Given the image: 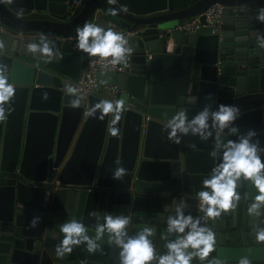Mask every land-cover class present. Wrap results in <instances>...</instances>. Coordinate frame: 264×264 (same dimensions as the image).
Wrapping results in <instances>:
<instances>
[{
    "label": "water",
    "instance_id": "95a60500",
    "mask_svg": "<svg viewBox=\"0 0 264 264\" xmlns=\"http://www.w3.org/2000/svg\"><path fill=\"white\" fill-rule=\"evenodd\" d=\"M214 4L225 8L219 32L175 31ZM259 11L264 0H196L182 9L169 0H0V64L15 88L0 121V264H119L118 249L107 239L95 254L80 246L57 258L58 225L76 218L91 235L105 214H128L134 232L167 215L171 201L186 202L195 215L202 181L214 166L213 142L184 136L176 143L168 121L182 109L191 119L211 104L205 99L211 94L218 104L238 105L235 123L241 132L256 130L264 144ZM86 22L131 33L126 38L134 52L129 72L97 74L99 85L112 91L86 99L77 94L82 99L74 107L67 88L80 80L87 56L64 39ZM42 33L59 53L51 59L27 51ZM189 97L197 103L188 104ZM101 100L123 104L102 119L90 116ZM121 168L123 176L114 178ZM241 192L219 228L217 218L208 222L217 239L209 259L264 264V241L255 236L264 209L259 219L248 216L257 193L244 185ZM34 216L40 217L35 228Z\"/></svg>",
    "mask_w": 264,
    "mask_h": 264
},
{
    "label": "clouds",
    "instance_id": "9594fccd",
    "mask_svg": "<svg viewBox=\"0 0 264 264\" xmlns=\"http://www.w3.org/2000/svg\"><path fill=\"white\" fill-rule=\"evenodd\" d=\"M111 2L115 3V0ZM115 12L114 9L113 14ZM256 19L264 23V11H259ZM76 33L77 47L107 65L125 64L134 52L124 34L101 27L98 23L86 22L76 28ZM257 40L258 45L264 47V35L258 36ZM2 47L3 42L0 41ZM27 51L49 59L59 54L43 33L38 43L27 45ZM68 92L72 94V105L79 107L82 97L77 95L78 89L70 86ZM14 93L15 88L6 75V66L0 64V121L6 119V105ZM205 99L217 106L213 108L211 104H206L191 119L182 109L172 116L167 125L170 138L176 143L184 136L213 142L209 155L214 166L203 179L197 194L203 215L188 212L184 201H171L166 205L167 215L156 222H143L134 232L129 231L136 223L133 215L107 213L91 235L82 220L69 218L58 225L62 236L55 248L57 258H63L80 246H84L87 253L95 254L102 249L101 241L107 239L118 249L119 264H225L216 256L209 259L216 249L217 239L208 222L237 208L242 199L241 185L245 189L251 186L257 193L246 206L247 215L257 219L261 217V210L264 209V144H261L256 130L241 132L235 123L240 118L238 105L218 104L211 94ZM187 103L195 104L197 98L189 97ZM122 104L123 101L101 100L90 109L89 115L102 119L103 114L116 112ZM124 172L123 168L115 171L114 178H121ZM243 195L246 197L247 193ZM39 222L40 217L34 216L30 226L35 228ZM255 236L257 240L264 241V225L256 226ZM238 264H251V261L242 257Z\"/></svg>",
    "mask_w": 264,
    "mask_h": 264
},
{
    "label": "built area",
    "instance_id": "2783aa9c",
    "mask_svg": "<svg viewBox=\"0 0 264 264\" xmlns=\"http://www.w3.org/2000/svg\"><path fill=\"white\" fill-rule=\"evenodd\" d=\"M224 9V6L220 4H214L209 9H207L202 15H199L191 20H184L179 23L178 26L175 28V31H181L184 33H198L202 27H207L211 29L212 34H215L220 30V26L222 24L221 19ZM201 17H204V25L200 20ZM114 31L124 34L125 37H129L132 35L131 33H127L117 29H114ZM64 40L70 41L72 43L73 52L84 53L77 47V34L70 36ZM170 51L171 50L168 49V52ZM84 54L87 56V63L82 68L80 80L77 83H73L72 85H70L71 87L77 88V94H80L84 99H86L90 95H99L103 92H110L113 90V88L99 85L97 80L98 73L107 71L114 73H127L130 71V56L128 57L127 63L117 66H111L107 65L103 61H100L97 57H91L86 53ZM195 215H203V213L199 209V201L196 206Z\"/></svg>",
    "mask_w": 264,
    "mask_h": 264
},
{
    "label": "crops",
    "instance_id": "0c3cea01",
    "mask_svg": "<svg viewBox=\"0 0 264 264\" xmlns=\"http://www.w3.org/2000/svg\"><path fill=\"white\" fill-rule=\"evenodd\" d=\"M169 1H170V5L173 6L174 8L182 9L184 7L191 5L196 0H169ZM169 49L170 50L172 49L171 46ZM101 94L104 95V94H107V92H103ZM24 145H25V135H23V139H22V148L24 147ZM72 146H73V144H72ZM224 220H225V216L222 214L220 217L217 218L218 222L216 223V226L219 228L222 225V223L224 222Z\"/></svg>",
    "mask_w": 264,
    "mask_h": 264
}]
</instances>
